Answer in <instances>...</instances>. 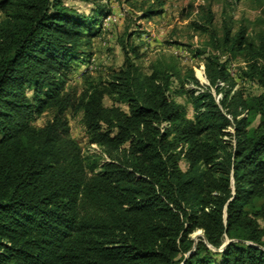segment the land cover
<instances>
[{"label":"trees","instance_id":"16d2710c","mask_svg":"<svg viewBox=\"0 0 264 264\" xmlns=\"http://www.w3.org/2000/svg\"><path fill=\"white\" fill-rule=\"evenodd\" d=\"M0 14V264H264V32L224 21L219 36L207 9L206 83L176 60L143 74L127 35L122 66L77 92L73 64L88 66L109 11L0 0ZM223 55L257 95L235 90Z\"/></svg>","mask_w":264,"mask_h":264},{"label":"rangeland","instance_id":"374dc122","mask_svg":"<svg viewBox=\"0 0 264 264\" xmlns=\"http://www.w3.org/2000/svg\"><path fill=\"white\" fill-rule=\"evenodd\" d=\"M65 4L86 15L96 8H104L110 13L102 19V31L92 40V58L88 66L79 62L73 64L69 86L77 92L84 87V76L107 80L122 66L127 52L124 49L127 35L129 44L138 48L140 59L137 64L143 74H147L150 65L158 59L176 60L183 76L192 70L201 83H206L205 59L211 50L206 34L194 25H203L207 9L213 15L212 28L219 36L224 21H229L233 32L240 27H246L249 36L264 32V0H65ZM147 10L162 11V14L145 16ZM202 51L206 53L198 55ZM128 56L133 57L132 54ZM221 61L226 62L229 74L237 83L235 90L253 95L260 92L254 84L241 78L240 69L244 68L241 57L223 55ZM200 74L203 80L199 78ZM187 89L193 88L188 85ZM176 101L189 108L184 99L176 98ZM104 105L109 107L111 102L105 99ZM67 117L71 136L80 144L84 154L101 156L97 147L88 144L81 115L68 112ZM49 119L50 113H45L35 126L42 127ZM257 125L258 119L255 118L253 126ZM201 236L198 231L192 238L197 241Z\"/></svg>","mask_w":264,"mask_h":264},{"label":"built area","instance_id":"2783aa9c","mask_svg":"<svg viewBox=\"0 0 264 264\" xmlns=\"http://www.w3.org/2000/svg\"><path fill=\"white\" fill-rule=\"evenodd\" d=\"M108 20H111V17H108Z\"/></svg>","mask_w":264,"mask_h":264}]
</instances>
